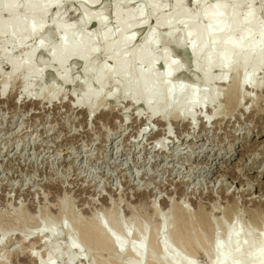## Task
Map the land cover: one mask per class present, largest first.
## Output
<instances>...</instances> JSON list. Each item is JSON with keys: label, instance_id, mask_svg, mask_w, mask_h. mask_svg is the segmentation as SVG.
Returning <instances> with one entry per match:
<instances>
[{"label": "rangeland", "instance_id": "374dc122", "mask_svg": "<svg viewBox=\"0 0 264 264\" xmlns=\"http://www.w3.org/2000/svg\"><path fill=\"white\" fill-rule=\"evenodd\" d=\"M120 2L121 5L127 2L129 7L139 4L136 0ZM252 2L258 7V20L264 31V0ZM102 4L110 20L109 0ZM170 4L171 0H157L162 13L170 9ZM185 5L194 7L188 0ZM64 9V22L77 19L74 5L65 3L61 7L62 11ZM50 13L48 11L46 17ZM151 20V17H140L130 23V29H136L130 46L140 43L146 31L153 29ZM83 28L79 26L76 31ZM177 28L169 43L158 41L154 50L167 47L180 62L181 68L171 77L172 81L180 78L179 82L183 81L184 85L195 82L198 88L202 87L201 77L193 73L190 58L182 49L184 42ZM164 31L160 28L156 33L162 36ZM37 35L46 37L47 44L56 39L54 32ZM93 38L96 40V32ZM36 39L29 36L22 46H15L9 39L0 38V81L8 71L7 57L20 56ZM38 52L35 67L41 71L40 76L39 79L31 77L27 95H19L20 74L8 83L5 95L10 90L9 95L0 98V236H11L10 242L0 247V264H35L29 252H38L40 257L45 254L54 264H123L129 258L126 252L118 254L111 243L100 247L85 243L79 237L73 223L77 226L80 221L88 222L92 215L99 218L113 237L124 239L126 243L139 242L142 234L136 226L142 225L155 235V239L146 238L147 246L156 256H161L156 241L163 230H167L162 229V219L168 216L169 227L174 230L180 228L182 221V213L167 209L173 203L186 209L189 228L202 232L205 243H210V231L199 219L204 213L209 215L217 237H221L226 228L235 227L236 222L235 231L248 232L252 240H257L264 226V153L260 152H264V89L261 90V86L259 89L250 84L242 86L240 103L235 105L231 102L232 96H227V86L213 80L214 88L220 92L215 102L210 106H194V129L186 121H167L169 134L179 139L173 145L167 138V152L161 154L154 151L153 136L140 133L138 139L134 137L147 109L140 101L127 100L124 81H118L120 85L108 82L103 90V103L87 118L73 105L72 99L82 93L81 82H91L93 75L85 72L79 61L70 60L64 66L69 81L62 82L54 76L57 68L44 63L48 51ZM104 59L110 63L98 51L90 61L99 64ZM258 69L254 81L263 84L264 70ZM156 70L161 71L159 62ZM217 72L215 67L210 73ZM91 84L95 87L93 81ZM43 85L48 88L41 95L42 100H36ZM110 92L113 96L105 94ZM103 104L111 112L100 114ZM137 109L143 118H135ZM213 109L220 119L212 123L215 116L209 114ZM202 116H211L205 128ZM148 123L155 127L152 131L156 133L165 128L157 121ZM150 127L147 126V130ZM247 146L257 149H245ZM221 180L226 183L225 190L221 189ZM251 185V193L246 192L245 188ZM240 189H245L244 195ZM259 197L261 205L257 203ZM109 213L123 225L125 235L110 224ZM253 214L259 216L257 223ZM38 224L54 227L52 234L46 232L43 236L45 248L39 244L41 238L21 243L18 235L36 232ZM69 234L74 240L71 248ZM165 234L171 249L182 259L209 264L212 255L203 247L194 248L183 240L176 245L167 231ZM64 247L69 250L65 258L62 256ZM77 248L80 252L76 255Z\"/></svg>", "mask_w": 264, "mask_h": 264}, {"label": "bare ground", "instance_id": "6f19581e", "mask_svg": "<svg viewBox=\"0 0 264 264\" xmlns=\"http://www.w3.org/2000/svg\"><path fill=\"white\" fill-rule=\"evenodd\" d=\"M104 1L108 0H0V38L2 40L9 39L15 46H22L29 36L37 38L20 56L7 57L8 71L2 75L0 81V98L9 95L10 90L5 95L8 83L19 77L20 74L22 76L19 77L21 82L19 95H27L31 77L39 79L40 76L41 71L35 67L38 51H48L47 60L44 63L53 64L57 68L58 72L54 76L62 82L69 81L65 64L70 60H77L85 72L93 75L92 81L95 87H92V81H82V93L74 96L73 105L79 111H83L88 118L101 104L105 85L111 81L113 83L124 81L129 96L127 100L132 103L140 101L147 109V115L145 114L146 117L141 125L139 124L134 137L138 139L140 133L153 136L154 141L151 143L154 151L162 154L167 152L166 147L169 144V140L165 144L167 138L172 140L173 145L179 139L178 137L174 139L169 134L167 121H186L193 128L196 125L194 110H192L194 106L197 104L210 106V103L215 102L214 100L219 96V89L214 88L213 80L220 81L219 83L227 86L225 88L229 92L227 96H232L231 102L235 105L240 103L242 86L250 84L255 89H259L260 86L261 90L264 89V83L260 84L254 81L256 70L258 68L264 70V31L258 20V7L252 0H188L190 5H194V7L191 6L192 8L185 5L186 0H171L170 9L163 13L157 6V0H136V3L138 1L139 4L131 7L127 2L121 5V0H109L110 20L102 6ZM65 3L74 5V10L78 13L76 20L64 22V12L66 13L67 8L62 11L61 7ZM48 11L51 13L46 17ZM140 17L145 19L151 17L153 29L150 28L146 31L140 43L130 46L136 29H130L129 25L134 19ZM79 26L84 28L76 31ZM178 26L181 28L178 29ZM160 28L165 30L162 36L156 33V30ZM176 28L184 42L182 49L190 58L191 66L194 68L193 73L196 72L201 77L202 87L198 88L195 82L184 85L183 81L179 82L180 78L179 80L177 78V82L172 81L171 77L181 68L180 62L174 57L175 55L169 52L167 47L158 51L154 50L158 41L169 43ZM42 32H54L56 34L55 41L48 42V45L46 37L39 38L40 35H37ZM94 32H96V40L93 38ZM98 51L103 54L104 58L109 59V64L105 59L99 64L94 60L90 61ZM94 62L96 65L93 64ZM158 62L161 64V71L156 70ZM215 67L218 68V72L212 75L210 72ZM118 84L120 85V83ZM46 88L48 87H41L40 92L38 91L40 97L37 96L36 100H42L41 95L44 94ZM119 88L121 90V87ZM113 92L115 91L113 90ZM113 92L105 94L113 96ZM102 107L100 114H103L104 111L111 112L105 108L106 105L103 104ZM113 107L115 106L113 105ZM138 109L135 118H143ZM217 113L213 109L209 114L215 116L212 123L220 119L219 116H216ZM211 116L201 117L204 128L210 122ZM148 121L160 122L165 128L162 129V132L156 133L152 131V125L150 127ZM147 126L150 127L148 130ZM245 149L255 150L257 147L247 146ZM220 185L222 190L226 187L224 181ZM245 189L246 192L251 193L252 185ZM245 189H240L242 195H244ZM260 200L259 197L257 203L261 205L263 202ZM167 209H174V212L182 213L183 216L182 221L179 222L178 230L169 227L171 221H167L168 216L162 219V229L166 227L167 230H163L162 236L156 241L161 256H156L147 246L146 238L155 239V235L152 232L148 233L142 225L136 226L137 231L142 234V238L135 243H126L124 239L113 237L96 215H92L88 222H79L78 220L77 226L73 223V227L77 228L79 237L85 243L100 247H107L108 243H111L118 254L126 252L129 258L123 264H147L150 262L154 264H195L192 260L182 259L171 249L170 240L165 231L176 241V245L179 244V240H183L185 244L194 248L203 247L212 255L209 264H264L263 225L257 240H252L248 232L235 231L236 222H234L235 227L226 228L224 234L217 237L209 215L204 213L199 219L202 224L208 225L210 231V243L207 242V244L202 232L201 234L197 230L189 228V215L181 204L174 205L173 203ZM169 213L167 211V214ZM230 214L232 219V212ZM60 216H62V212ZM253 216L257 223L259 216L256 214ZM108 217L110 224L116 230L118 229L117 232L125 235L126 231L123 225L112 213H109ZM37 227L39 229L36 232L18 235L21 243L41 238L39 244L41 248H45L46 240H43V236L46 232L52 234L54 227L49 228L42 224H38ZM41 232L45 233L40 234ZM73 234L75 236L74 232ZM10 237L1 234L0 247H4L10 242ZM72 237L69 234L70 248L74 246ZM178 248L181 247L178 245ZM68 251L66 247L63 248V258ZM75 252L77 255L80 251L77 248ZM28 255L35 264H54L51 258L45 257V254L40 257L38 252H29Z\"/></svg>", "mask_w": 264, "mask_h": 264}, {"label": "water", "instance_id": "95a60500", "mask_svg": "<svg viewBox=\"0 0 264 264\" xmlns=\"http://www.w3.org/2000/svg\"><path fill=\"white\" fill-rule=\"evenodd\" d=\"M153 128H155V127H153Z\"/></svg>", "mask_w": 264, "mask_h": 264}]
</instances>
